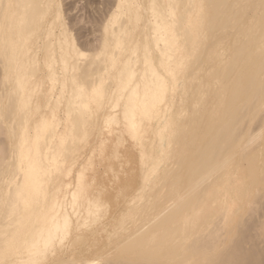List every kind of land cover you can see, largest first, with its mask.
<instances>
[{
  "label": "bare ground",
  "instance_id": "1",
  "mask_svg": "<svg viewBox=\"0 0 264 264\" xmlns=\"http://www.w3.org/2000/svg\"><path fill=\"white\" fill-rule=\"evenodd\" d=\"M91 2L0 0V264H264V0ZM91 136L139 148L143 203L70 180Z\"/></svg>",
  "mask_w": 264,
  "mask_h": 264
},
{
  "label": "rangeland",
  "instance_id": "2",
  "mask_svg": "<svg viewBox=\"0 0 264 264\" xmlns=\"http://www.w3.org/2000/svg\"><path fill=\"white\" fill-rule=\"evenodd\" d=\"M99 2H100V0H93V2H91L92 3V7H94L95 8V6H96V4L98 5L99 4ZM83 4H85V2L83 1V2H81V3H79L78 5H79V7H83L84 5ZM92 7H90V13L91 14H89V12H86V10L85 11H81L79 14H80V16L82 15V17L84 18L83 20V23H81V24H79L78 25V27H77V33H79L80 34V36H84V37H86L87 36V34L89 33V29L91 30L92 29V27L93 26H90V25H93L92 24V16L95 14V10L92 8ZM92 8V9H91ZM94 13V14H93ZM78 14V15H79ZM84 14V15H83ZM86 14V15H85ZM89 18V19H88ZM90 27V28H89ZM86 35V36H85ZM89 38H91V37H89ZM0 77H1V75H0ZM47 76L45 75V74H38L37 76H35L33 79H34V81L35 82H39L40 81V79H44V85H43V87H44V89L47 87H49V83H48V78H46ZM60 89L61 90V88L62 87H60V85L58 84L57 85V87H56V89ZM55 89V92H54V97L56 98L60 93H58V92H56L57 90ZM61 92H65L64 91V89L62 88V90H61ZM5 94V92H4V90H2V89H0V94ZM56 93V94H55ZM58 94V95H57ZM55 95H57V96H55ZM67 95V94H66ZM60 96V95H59ZM59 96H58V99H60L59 98ZM63 96V95H62ZM53 97V98H54ZM53 98H51V103L54 101V99ZM114 99H115V97H114ZM61 101H62V99H60ZM116 100V99H115ZM115 100H112L113 102H115ZM56 101H58L57 100V98H56ZM65 101V100H64ZM63 101V103H62V105H61V107H59L58 108V111H59V115L61 116V117H63L62 118V120L64 119V114H61L62 112L64 113V111H61V109H63V107H65V106H67V105H64L65 103H66V101L64 102ZM111 101V104L113 103ZM40 102L42 103V104H45V102H46V99H42L41 98V100H40ZM44 102V103H43ZM53 103H55V102H53ZM116 103V102H115ZM120 107H116V109H118V110H116V111H114V112H116V113H120V109H119ZM53 109V106H49V107H47L46 108V110L45 111H47V112H50L51 110ZM60 109V110H59ZM64 110V109H63ZM112 110V112H113V110H115V109H111ZM113 112V113H114ZM65 121V120H64ZM185 121V120H184ZM62 123H64V122H62ZM107 137H109L108 135H105V136H102V138H104V139H106ZM95 140V141H94ZM100 139L98 138V137H94V136H91V137H89V139L87 140V142L86 143H84L83 144V146L80 148V151L77 153V160H76V163H75V172L73 173V175L71 176V178H70V180H72V181H74L75 180V176H76V174L78 173V171L79 170H82V169H84V168H86L87 170H86V172H85V174L87 175V180H86V182L88 183V184H92V182H96V181H92V178H91V175H93V171H92V167L90 166L92 163H96V167H97V169H98V171H99V178H100V181H101V183H99L98 181L99 180H97V183H99L100 185H103V186H101V187H103V188H108V187H110V188H108V189H111V190H109V192H107V194L105 195V197H107V198H105L107 201H108V203H111L110 205L111 206H114V205H117L118 203L120 204V202H122V201H125V200H127L126 198H134V196H135V198L136 197H138L137 198V201L139 200V199H141L139 196H141V194H143V193H141V192H144V196L142 195V198L143 199H145V197H146V193H145V190H147L148 189V187H149V185L152 187V185L151 184H146V186H145V190H144V186L142 185L143 183H141L140 184V180H141V175H142V170H141V168H142V165H141V162H140V150H139V148L138 147H136L135 146V144L133 143V141L130 139V138H128L127 137V140H126V142L124 143V144H117V141H116V139H115V137H111L108 141H107V147H106V149H105V152H104V157L103 158H99V155H100V147H99V141ZM4 141L6 142V143H8V141L7 140H5V136L4 135H0V143H4ZM9 144V143H8ZM7 144V145H8ZM4 145H6L5 143H4ZM91 145V146H90ZM2 146H3V144H2ZM89 146H90V148H89ZM4 147V146H3ZM115 151H118L119 152V158H115L114 157V153H115ZM133 155V156H132ZM129 158V159H128ZM133 158V159H132ZM134 159H135V161H134ZM118 160V161H117ZM115 162V163H114ZM116 162H117V164H116ZM134 162H136V163H134ZM114 163V164H113ZM113 164V165H112ZM132 164V165H131ZM137 165V167L136 168H134L135 166L134 165ZM79 165V166H78ZM113 166L114 168L113 169H115L114 171H117V177L115 178L114 177V175H115V173L113 174V172H111L110 171V166ZM107 167V168H106ZM133 167V168H132ZM133 169V170H132ZM137 171H136V170ZM130 170V171H129ZM141 170V171H140ZM92 172V173H91ZM133 172H135V175H134V173ZM102 173L104 174V175H102ZM137 173V174H136ZM91 174V175H90ZM89 175V176H88ZM103 177L102 179H101V177ZM133 178V179H132ZM135 178V179H134ZM136 178H137V180H136ZM139 178V179H138ZM104 179V180H103ZM112 179H113V181H112ZM67 180V179H66ZM118 180V181H117ZM136 180V181H135ZM106 181H107V183H106ZM112 181V182H111ZM117 181V182H116ZM121 183H120V182ZM122 181L123 182H127L126 184H122ZM131 181V183L133 184V185H131V183H130V185H129V183L128 182H130ZM106 183L107 184V186H106V184L104 185V183ZM114 182H116V185H115V183ZM119 182V183H118ZM134 182V183H133ZM113 183V184H112ZM6 182L5 181H2L1 182V187H3V188H5L6 186ZM135 185V186H134ZM137 185V186H136ZM105 186V187H104ZM134 186V187H133ZM138 186H141V188L142 189H140V187H139V189L140 190H143V191H141L140 192V190L138 189ZM184 185L182 184V186H180V188H182ZM117 187H121L120 189L122 190H118V188ZM125 187V188H124ZM127 187H130V188H127ZM150 188V187H149ZM118 190V194H116L117 192V190ZM132 189V192L130 191ZM134 189H136V190H138V191H134ZM185 188H183V190H184ZM127 190H128V193H127ZM111 191V192H110ZM112 191H113V193H112ZM125 191V192H124ZM122 192V193H121ZM134 192H138V193H135L134 194ZM140 192V193H139ZM122 195H121V194ZM132 193V196L130 195ZM133 194H134V196H133ZM138 194V195H137ZM264 190L262 189L261 191H260V195H262V196H257L256 198H255V201H258L260 204H259V208L257 207V211H258V213H256V214H254V217L256 216V217H259V216H262L263 217V215H264ZM121 195V196H120ZM123 195H124V198H123ZM129 195V196H128ZM137 195V196H136ZM134 198V199H135ZM124 199V200H123ZM143 199L142 200H139L140 202V204H141V202L143 201ZM143 203V202H142ZM246 208V210L248 211L249 210V207L248 206H246L245 207ZM260 214V215H259ZM259 215V216H258ZM247 217H249L248 216V213H247V215H246ZM245 216V217H246ZM254 219V218H253ZM262 219V218H261ZM246 220H248V219H246ZM262 220H264V218L262 219ZM112 223V222H111ZM101 232L103 233L104 231H99V233H97V234H101ZM263 234H260V235H258L257 237H256V239H255V241L258 243V244H260V246L262 247V248H264V231H261ZM106 232H104V234H102V236H103V238L101 239V235H95V234H92L91 236H86V238L88 239H84V244H83V246H86L87 245V247H89L90 245H94V243H95V245H96V243L99 245V241H100V244H101V246L103 245L102 243H104L106 240L108 241V237L106 238V236H108L107 235V233L105 234ZM110 233V232H109ZM96 236H98L99 238H100V240L98 239V237H96ZM101 236V237H100ZM105 236V237H104ZM92 237V238H91ZM91 238V239H90ZM89 239H90V241H92V240H94V241H92V242H90L89 241ZM98 239V240H97ZM106 239V240H105ZM88 241V242H87ZM89 242H90V245H89ZM86 243V244H85ZM91 243H93V244H91ZM107 242H105L104 244H106ZM91 247V246H90ZM71 255V257H73L72 256V253L70 254ZM70 255H68L66 258H68V260L70 261L69 263H66V261H64L62 264H80V263H75L76 261L77 262H79L77 259H75L74 257H73V259H74V261L71 259V257H70ZM74 256H76V255H74ZM70 257V258H69ZM65 258V259H66ZM64 260V259H63ZM68 260H67V262H68ZM76 260V261H75ZM95 261V258L93 257V259H92V261ZM96 260H98V261H95V263H93V264H109V262H107V261H105V260H103V259H96ZM71 261H73V262H71Z\"/></svg>",
  "mask_w": 264,
  "mask_h": 264
}]
</instances>
